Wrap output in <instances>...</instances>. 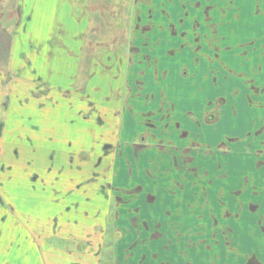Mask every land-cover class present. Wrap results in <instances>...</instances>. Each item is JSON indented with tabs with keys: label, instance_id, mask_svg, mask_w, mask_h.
Wrapping results in <instances>:
<instances>
[{
	"label": "rangeland",
	"instance_id": "1",
	"mask_svg": "<svg viewBox=\"0 0 264 264\" xmlns=\"http://www.w3.org/2000/svg\"><path fill=\"white\" fill-rule=\"evenodd\" d=\"M55 1L0 0V264H147L149 233L133 231L111 190L132 184L129 107L153 111L159 97L180 94L152 83H194L205 100L219 88L221 119L207 128L222 138L236 119V175L245 162L251 180L264 178V160L254 156L264 142L243 127L253 120L252 133L264 128V0H216L213 24L189 30L213 36L219 24L218 57L204 52L208 62L190 66L180 55L193 51L171 33L187 27L178 20L192 0ZM69 52L78 54L74 64ZM245 146L251 156L238 151ZM252 197L264 209V190ZM251 217V239H261Z\"/></svg>",
	"mask_w": 264,
	"mask_h": 264
},
{
	"label": "flooded vegetation",
	"instance_id": "2",
	"mask_svg": "<svg viewBox=\"0 0 264 264\" xmlns=\"http://www.w3.org/2000/svg\"><path fill=\"white\" fill-rule=\"evenodd\" d=\"M215 1L192 0L193 4L190 7L193 10L186 1L181 5L182 16L178 21L183 26L186 24L187 28L183 27L180 33L173 31L171 36L185 35L186 32L192 34V38L195 39V35L199 34L197 31L189 30L192 29V22L198 23V18L209 19L211 13L216 12L209 11L216 7L212 6ZM205 3L207 5H203ZM187 19H191V22ZM213 30L219 33L218 26ZM217 54L219 52H215V55ZM152 99L149 105L155 100L154 97ZM136 104L133 107L134 111L129 107L135 125L130 142L132 184L128 187H111V190L115 193L117 206L122 204L131 216L133 231L149 233L146 239H142L149 250L147 264H188V252L193 249L180 247L179 242L182 240L234 241L236 236H241L235 228V221L242 213L240 211L246 214L242 223L247 220L246 227L244 225L242 227L243 234L251 235L249 230L246 231L247 228L250 229L251 215L255 216L259 226L264 219L261 206L259 203H253L252 197L264 190V178L259 181L251 180L249 174L252 169L244 165L245 162L241 167L242 174L236 175V168L240 169L241 163L237 164L235 161L236 149L230 143H236L240 139L239 136L237 138L238 134H226L220 138L221 136L208 130L207 125H213L220 119L218 109L224 102L217 99L202 120L203 129L209 133L211 139L207 136L205 138L203 131L200 134L196 133L200 131L190 126V121L182 127L181 120L177 119L180 114L178 105L175 106L169 100L159 97L155 103V110L148 109L140 114L139 103ZM140 107L146 108L147 105L140 104ZM189 116L191 124L200 128V122L191 114ZM262 131L260 128L254 134L246 132L245 136L256 135L255 140L264 142ZM211 140L217 141L216 144L212 145ZM116 146L122 147L119 143ZM242 148L238 150L240 153L244 152L249 156L253 154L249 147ZM257 151L259 152L254 153V156H258L257 161L262 162L264 151L261 149ZM172 207H175L173 215ZM185 218L189 221L199 219L202 223L199 224L201 230L181 231V227H185L182 225ZM260 230L264 232L262 227ZM152 233L162 235L154 236ZM260 236L262 238L264 233ZM160 249H163V252ZM205 250L208 251L210 248L206 247ZM206 257H210V253H206Z\"/></svg>",
	"mask_w": 264,
	"mask_h": 264
},
{
	"label": "crops",
	"instance_id": "3",
	"mask_svg": "<svg viewBox=\"0 0 264 264\" xmlns=\"http://www.w3.org/2000/svg\"><path fill=\"white\" fill-rule=\"evenodd\" d=\"M55 4H56V1L54 0V7H55ZM69 6H72V5L69 4ZM188 9H189V7H188ZM198 19H199V21L203 20V18L202 19L198 18ZM213 19H215V18H213ZM213 19H211V16H210L209 19H205V20H207L209 24H213V22H214ZM187 20H188V22H191V19H187ZM181 26H183V25H181ZM217 26L219 27V24ZM207 29H209V30L204 31V30L198 29L197 32L199 35H195V39L192 38V34H188L186 32H185V35L179 34V37L177 36L182 42L184 41L182 46L180 47L181 49L186 48L187 51H193L191 54L185 53L184 56H183V54L180 55V59L183 60V62L179 63L180 65H186V66L189 65L190 66L192 64L191 60H193V59L196 60L198 62V65H199L201 63V61H202V63L204 62V58L205 59H206V57L211 58V55L209 56L207 53H204V52H208L209 54L212 53V55H215V52H219L218 51L219 49L215 48L213 45V42H212L213 39L218 37V33L216 35H213V36H215V37H213L212 31H210V28H207ZM210 32H211V34H210ZM196 36H198V37H196ZM209 40H211V41H209ZM196 45L199 46L201 53H199L196 50H195L196 53L194 52ZM197 54H198V56H197ZM201 55H202V58H201ZM77 56H78V54L69 52V62L74 64V62H75L74 58ZM131 62H132V59L129 60V65H131ZM197 62L195 63L196 65H197ZM207 62H208V60H207ZM152 84H154L155 88L162 89L163 91L164 90H173V89L175 90V88L178 87V89L180 90L179 91L180 97L179 96L174 97V99H173L170 96H165L162 98H164V100H169L171 103H174L175 106L178 105V111L180 114H178V118L176 115H175V117L177 119L181 120L182 127H185L186 122L190 121V126H193L196 129H199L200 132H198V131L196 132L199 134L202 133L203 128H204L203 127L204 125H202L203 124L202 120L205 116V113H207L208 111L211 110L213 103H215V101L217 99L221 98L219 95H216L219 92V88H217V86H216L217 90L215 92V99L213 98V99L205 100L204 97H202L203 99H200L201 94H202V96L204 94V89L201 88L198 91H195V92L192 91L193 88H198V86H193L194 83H152ZM197 84L198 83H196V85ZM213 85H215V83H213ZM183 87H186L188 89L185 92L186 94L190 93L191 97L196 96V97H194L195 100H191V101L183 100V96H185L184 91L182 90ZM189 91H191V92H189ZM178 98L181 101L176 102L175 100ZM250 98H251V95H250ZM198 99H200L199 100L200 102H198ZM245 99L249 100V96L245 97ZM204 104L207 105V107H205ZM220 108H222V106ZM220 108L218 109L219 113L222 112ZM189 114H191L193 117H195V119L197 121L200 122V124H201L200 128H199V126L191 124V118H190L191 116H189ZM237 114L240 116V113H237ZM220 119H221V114H220ZM235 120L236 119L233 118L232 120L230 119V122H228L229 125H228V130L226 132L227 135H230V134L237 135V134H240L243 132V131L242 132L236 131L237 126H236ZM258 121L261 123H264V117H263V119H262V117H260L258 119ZM250 124H251V126H249ZM252 124H253V120H249V121L246 120V123L243 124V127L245 128L244 133H246V132L252 133V131L254 129H257V126H259V124H257L256 127L254 129H252ZM53 127H54V129H56V125H54ZM243 127H241V128L243 129ZM259 129L260 128H258V130ZM261 129L263 130L261 135H264V128L261 127ZM252 134H254V133H252ZM171 199H172V197H171ZM172 204L173 203H171V205ZM174 209H175V207L171 208V210H172L171 214L172 215H173ZM240 212H242V213L239 214L240 218L237 219V221H235V228L237 230V233H238V231L241 233V236H238V237L236 236V239L234 241L223 242V241H217V240H206V242H204L205 240H201V239H199V240L196 239V240H191V241H189V240L180 241L179 242L180 247L193 249V250L188 252V254H189L187 257L189 260L188 264H264V236H262V238L260 236V234L264 233L260 230V227H262L264 229V226L263 225L259 226L256 223V226H258V233H259V236L261 239L252 240L251 235L248 236L247 234H243L244 230L242 229V227H244V226L246 227V221L247 220H244V223H242L243 217L246 216V214H244L243 211H240ZM262 213L264 215V209H262ZM199 224H202L199 219H196V221H193V220L189 221L188 218H185L184 221L182 222V225L185 227H181V231H199V230H201V228L199 227ZM261 224H263V223H261ZM248 230H249V233H252L251 224H250V229L249 228L246 229V231H248ZM206 247H209L210 250H208V251L205 250ZM252 249H256L259 251L254 252V254L255 253L256 254L252 255L253 254ZM233 252H234V254H233ZM206 253H210V257H206ZM8 260H9L8 262L11 264V261H12L11 257ZM63 260H64V258H59V257L57 258V261H63ZM4 263H6V261ZM56 263H58V262H56ZM67 263L70 264L69 259L67 260ZM27 264H42V263H41V261H38V259L31 257L29 259V261H27Z\"/></svg>",
	"mask_w": 264,
	"mask_h": 264
}]
</instances>
